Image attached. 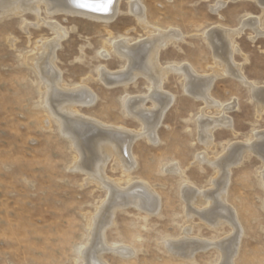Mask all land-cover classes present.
<instances>
[{"label":"rangeland","instance_id":"obj_1","mask_svg":"<svg viewBox=\"0 0 264 264\" xmlns=\"http://www.w3.org/2000/svg\"><path fill=\"white\" fill-rule=\"evenodd\" d=\"M141 5L151 25L180 31L181 38L160 52L161 64H189L199 76L209 75L215 66L212 47L204 38L213 27L238 28L248 14L258 16L264 29V7L256 0H141ZM119 9L108 23L77 13H48L42 3L38 15L27 11L0 16V264L84 263L82 251L90 242L91 217L107 200V190L93 181L85 183V173L71 168L77 153L50 116L45 87L27 57L44 39L54 36L43 21L58 23L67 32L56 49L64 83L74 87L86 79L96 94L93 105L80 107V114L142 131L141 122L127 113L125 103L130 96L149 95V82L138 77L128 85L108 87L97 76L101 65L117 71L124 64L111 49L113 41L126 37L134 43L145 38L146 30L130 13L128 0H120ZM253 34L245 27L234 36L238 52L233 53V60L248 80L264 86V34L252 40ZM104 47L108 48L103 56ZM163 86L174 95L173 101L156 129V141L141 135L132 143L135 165L130 178L121 165L115 167L112 156L104 167L105 175L123 188L147 182L161 204L150 215L135 206L116 210L105 241L130 245L135 252L123 258L106 250L102 257L108 264H218L220 249L213 245L191 260L164 245L167 239H180L181 229L189 224V237L213 242L233 231L225 221L214 227L198 214L188 215L180 194L182 180L201 191L210 189L217 167L197 161L196 156L219 158L227 145L252 143L255 134L264 131V110L256 111L250 88L232 75L217 77L211 87L215 100L224 105L236 103L225 111L231 127L213 131V147L200 140L198 118L202 108L205 117H219L220 108H205L202 99L185 92L176 72L168 74ZM144 106L151 108V100H145ZM171 164H177L180 173L168 171ZM263 164L262 157L248 152L230 168L226 204L235 210L242 232L233 264H264Z\"/></svg>","mask_w":264,"mask_h":264},{"label":"bare ground","instance_id":"obj_2","mask_svg":"<svg viewBox=\"0 0 264 264\" xmlns=\"http://www.w3.org/2000/svg\"><path fill=\"white\" fill-rule=\"evenodd\" d=\"M256 1L264 7V0ZM41 3L44 4L48 13L65 12L73 15L77 13L87 18L102 20L104 23L112 21L120 12V0H0V16L4 14L17 16L27 11H33L38 15ZM128 4L130 13L136 17L139 25L145 28V38L134 43L126 37L113 41L111 49L124 60V64L117 71H109L106 66L101 65L100 68L98 67L97 76L108 87L128 85L138 77L149 82V95L130 96L125 103L127 113L141 122L142 131L106 124L80 114L79 108L92 106L96 94L87 86L86 79L74 87H67L64 83L61 70L56 64V49L67 32L58 23L43 21L53 30L54 36L44 39L36 47L35 53L27 57L45 87L47 95L44 101L51 112L50 116L52 115L58 122L62 133L69 139L68 141L77 153L71 168L85 173V183L93 181L107 190V200L99 206L98 213L91 217L93 222L89 234L90 242L82 251L85 264H108L102 257L106 250H112L123 258H128L135 252L130 245L115 246L105 241V231L114 223L113 215L117 209L135 206L144 211L146 215H150L156 213L160 207L159 196L147 182L138 181L130 185L128 183L129 186L123 188L105 175L104 167L112 156L115 167L118 164L121 165L123 172L130 178V171L135 165V158L130 150L132 143L141 135H145L151 142L156 141V129L174 98L173 94L163 88V81L170 72L180 75L185 92L195 99H202L205 108H220L219 112L222 115L212 118L205 117L204 108L201 109L197 127L199 138L206 146L213 147V131L217 127H231V120L225 115V111L236 104L232 102L224 105L212 98L211 87L217 77L226 74L236 77L250 88L256 111L260 113L264 110V86L248 80L240 65L233 60V53L238 50L233 42L235 35L245 27L252 29L254 33L251 36L252 40L264 34L258 16L247 14L238 28L230 29L217 25L205 34L204 38L213 50L215 66L211 67L212 72L209 75L199 76L192 65L173 62L164 66L160 62V52L169 43L181 38L178 28L163 29L151 25L143 12L144 7L141 5V0H128ZM222 4L223 2L216 4V8ZM107 48L104 47L103 56L106 55ZM147 99L151 100V108L144 106ZM248 152L258 154L264 161V131L257 132L255 141L252 143L250 141L232 142L227 145L224 154L219 158L198 154L197 161H206L217 167V176L211 181L212 187L201 191L189 185L187 179H183L182 182L185 184L181 185L180 189L188 215L198 214L206 223L214 227L220 221H225L233 231L219 241L213 242L198 237H189L191 227L189 224L181 229L183 236L180 239L165 240L164 245L169 249L168 251L191 260L198 251L213 245L218 248L217 250L220 249L218 264H233L242 232L235 210L233 211L226 204L227 186L231 166L241 161L244 154ZM166 169L176 174L180 173L177 164H171ZM261 176L264 181V169ZM202 205L204 207L198 209Z\"/></svg>","mask_w":264,"mask_h":264}]
</instances>
